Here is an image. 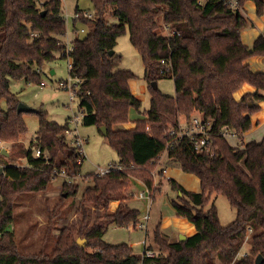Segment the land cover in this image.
Here are the masks:
<instances>
[{"label":"trees","instance_id":"1","mask_svg":"<svg viewBox=\"0 0 264 264\" xmlns=\"http://www.w3.org/2000/svg\"><path fill=\"white\" fill-rule=\"evenodd\" d=\"M63 1L0 0V100L8 101L7 110L0 104V142L21 143L28 131L9 79L25 77L41 83L45 63L64 56ZM91 1L94 17L82 20L86 34L72 42L70 74L82 80L78 99L83 124L107 127L106 137L119 155L113 165L121 168L105 175H83L77 150L64 136L68 123L49 120L43 109L29 110L39 117L35 142L43 156L34 157L32 146L27 150L19 144L18 152L28 159L19 166L0 153V264H255L257 256L264 258V137L233 145L222 131L233 130L243 137L253 128L252 115L264 102V71L249 63L252 56H264V34L251 45L242 37L252 23L242 10L253 2L261 17L264 0H239L238 9L222 0ZM108 15L116 22L110 23ZM165 25L176 33H163ZM127 28L143 58L151 102L145 120L117 128L129 124L130 109L142 104L131 88L136 74L120 67L122 55L111 53ZM162 78L174 79L175 95L153 85ZM245 84L253 90L237 98ZM196 115L211 122L213 155L198 153L190 137L170 133ZM165 151L184 171L199 177L198 192L169 180L181 192L178 200H172L177 215L192 222L196 232L172 242L160 223L154 225L144 242V250L153 255L137 254L126 243L105 242L109 224L139 222V210L128 203L133 177L154 190L155 198L160 188L154 189L152 171ZM61 170L71 178L63 183L66 196L77 195L81 181L90 182L82 192L81 217L60 228L51 251L23 253L8 228L17 197L26 191H45ZM214 195H225L236 209L230 224L220 222L215 203L205 209ZM115 202L119 204L113 209ZM79 237L87 239L85 246L78 244ZM247 241L249 249L240 255Z\"/></svg>","mask_w":264,"mask_h":264},{"label":"rangeland","instance_id":"2","mask_svg":"<svg viewBox=\"0 0 264 264\" xmlns=\"http://www.w3.org/2000/svg\"><path fill=\"white\" fill-rule=\"evenodd\" d=\"M63 6L67 24V35L64 40H66L65 43L68 42L69 45H72L75 37H83L86 34V31L82 32V29L86 28L84 23L74 19L77 6L82 10L92 12L93 3L91 0H64ZM242 12L244 15H247L248 12V15L251 14L254 18L256 16L251 9L250 12L246 9H243ZM263 17H259V19L261 18L260 20L264 22ZM107 18L110 23L116 22V19L112 15H108ZM163 30L162 32L165 33V30ZM257 31V24L252 25L251 23L245 29L243 38L248 42L250 41V37ZM114 52L122 55L120 67L131 69L136 74L137 77L134 81L137 82L138 93L140 94L141 92L139 88L141 84H145L146 87L144 94L142 93L144 96L141 107L139 109L135 107L130 109V122L123 126L125 128L133 126L136 121L146 119V110L149 109L151 102L150 91L144 79L145 67L143 58L131 41L129 28L118 37ZM69 66V56L65 55L61 57V55H57L54 61L45 63L43 67L41 80L47 83L46 86H41L38 82L27 81L25 77H13L9 79L10 91L17 95L20 104L27 106L29 109H43L47 112L49 120L60 124L68 123L73 114H80L82 110L79 106V99L76 98L74 101H71L69 92L58 86V82L67 80L70 77ZM157 85L162 92L168 95H175L176 93L173 78H162L157 82ZM251 88L249 84H245L237 91V98H240L244 92ZM0 104L3 109H8L7 98H1ZM261 105L262 107L258 111V114L264 117V102ZM258 114L252 115L254 126L249 131L251 136L246 141L254 139L261 140L264 136V127H262L264 120L261 121L260 127L256 125V117H258ZM24 119L28 131L22 136L21 143L0 142V148H6L9 152L8 155L5 154L8 156V159L19 166L26 165L25 156L18 152L19 144L28 147L32 144V141L36 143L35 138L39 129V117L36 113L24 111ZM79 133L86 139V159L82 164L83 175L95 173L98 168H109L111 165L119 162L118 152L109 143L108 138L97 125H84L83 122H80ZM230 142L233 145L240 143L239 139L233 138L230 139ZM34 147L35 145L33 149ZM160 159L157 169L152 171L155 178L154 189L160 188L155 198H153L154 190L151 191L153 195L151 201L147 198L140 197L142 191L149 193V188L141 180L133 177L131 186L133 195L128 200V203L131 207L139 210V222L136 226L134 224L128 226L109 224L103 236L105 242L109 244L126 243L132 247L135 253L143 254V241L146 238L147 230L152 229L156 223H160L161 228L165 232L173 231L179 234L187 233L190 227L195 228L193 223L185 217L174 215L175 213L172 214L174 210L172 200H178L179 191L171 187L169 180L170 178L175 179L185 186L187 190L198 192L201 190L199 177L194 173L184 171L176 160L169 157L167 151L161 155ZM161 168L165 170L164 174L160 173ZM2 170L3 166H0V172ZM154 172H156V175H154ZM65 179L67 178L57 175V177L52 179L45 191H26L18 195L14 207V220L8 228L14 232L18 248L21 252L35 253L42 250L51 251L56 244L60 228L72 222L79 221L81 217L80 203L82 192L90 182L87 180L81 181L80 192L75 196H66L62 193ZM159 179L163 180V185ZM213 203L217 207L220 222L223 225H228L234 221L237 215L236 209L231 206L225 195H214L213 200H210L206 204L205 209H209ZM147 215L150 218L145 229L140 226V223L145 220L144 218ZM249 246L250 242L247 241L241 249L240 255L246 253Z\"/></svg>","mask_w":264,"mask_h":264},{"label":"built area","instance_id":"3","mask_svg":"<svg viewBox=\"0 0 264 264\" xmlns=\"http://www.w3.org/2000/svg\"><path fill=\"white\" fill-rule=\"evenodd\" d=\"M227 6L238 9L241 8L239 0H222ZM94 17L93 11H87V10H77L74 16L75 20L82 21L83 19H92ZM64 19L66 20V17L64 15ZM165 34L167 35H174L176 32L171 31L170 28L165 25L164 27ZM86 31V28L82 29V32ZM66 40H64V49L61 52L62 55H66L70 57V63H71V51L73 50V43L72 45H69V43H65ZM70 67V66H69ZM82 80L78 77H74L70 74V77L67 80H61L58 82V86L61 89H65L69 92V97L71 101H74L76 98H78V93L80 92ZM41 86H46L47 83L42 80L40 83ZM82 109V108H81ZM84 117V110L82 109L80 111V114H73L70 117V120L68 122V126L64 130V136L66 137L68 143H70L72 146H74L77 150L78 154V160L77 162L79 164L83 163L86 159V151H85V144L86 139H84L80 133H79V124L83 121ZM211 122L209 120L203 119L201 116L196 115L192 118L191 122L184 123L180 125L179 130L176 131L174 129L170 130L171 134H177L179 137H190L193 140L194 143V149L198 153H204V152H210L211 155H213V141L210 138L209 129H210ZM222 134L224 137L228 139H239L240 142L243 141V137H241L237 132L233 130H223ZM33 156L34 157H40L43 156L42 149L39 145H35L33 149ZM46 160L48 159V156H45ZM121 168L120 166H114L111 165L109 168H98L95 173L98 175H105L109 173L113 168ZM58 175L66 177L67 180L71 181L70 175L66 173L65 170H61ZM154 175H156V172H154ZM149 193H146L142 191L140 193V197L147 198L150 201L152 200V192L148 189ZM145 220L140 223V226L142 228H147V222L149 220V215L145 216ZM145 242V240H144ZM147 255H153L151 251H145L143 252ZM246 253L242 254L245 255Z\"/></svg>","mask_w":264,"mask_h":264},{"label":"crops","instance_id":"4","mask_svg":"<svg viewBox=\"0 0 264 264\" xmlns=\"http://www.w3.org/2000/svg\"><path fill=\"white\" fill-rule=\"evenodd\" d=\"M245 9L248 11L249 10V12H250V9L251 10H253L254 11V13H255V5L253 4V2H248L247 3V5H246V7H245ZM255 15H256V13H255ZM251 21H252V25H256L257 24V26H258V31L254 34V35H252L251 37H250V41H246L244 38H243V40H244V42L246 43V44H248V45H251L253 42H254V40L259 36V35H261V34H264V22L263 21H261L260 19L264 16H261V18L259 19V17L256 15L255 16V18L253 17V16H251V14H249L248 15V12H247V15H246ZM258 17V18H257ZM264 18V17H263ZM246 29V28H245ZM245 29L243 30V32H242V37H244V32H245ZM249 63L251 64V66H252V68L254 69V70H258V71H264V56H252L250 59H249ZM258 64V65H257ZM52 73H54V71H52ZM131 88H132V91H133V93L136 95V97L137 98H139L141 101H142V98H143V96L144 95H142V93L144 94V92H145V90H146V87H145V84H141L140 85V94L138 93V85H137V82L136 81H131ZM251 90H253V88H251L250 90H247V91H251ZM262 104V103H261ZM261 107H262V105H261ZM255 114H258V112L257 113H255ZM260 114H258V117H256V125L258 126L259 125V127L261 126L260 124H261V121L262 120H264V117H261V116H259ZM253 119V118H252ZM123 126H117V128H122ZM131 127V126H130ZM262 127H264V123H263V126ZM248 133V134H247ZM247 133H245V137H244V135H243V140L245 141V142H247L246 140H248V138L251 136L250 134H249V132H247ZM264 137V136H263ZM263 137H262V139H263ZM261 139V140H262ZM254 140H258V139H254ZM250 141V140H249ZM258 141H260V140H258ZM34 145H36V143H34V144H31L30 146H32V148H33V146ZM30 146H24V148L25 149H27L28 150V148L30 147ZM25 159H26V164H27V161H28V159H27V156L25 157ZM161 160V159H160ZM160 171H162V174H164L165 173V170L164 169H162L161 168V170ZM161 174V175H162ZM159 181H161V183H162V185H163V180L162 179H159ZM161 185V186H162ZM185 187V186H184ZM181 194V192H179V195ZM118 202H115V203H113V205H112V208L113 209H116L117 207H118ZM175 213V214H174ZM172 214H174V215H177V213H176V210H175V208H174V210H173V212H172ZM150 218V217H149ZM157 224V223H156ZM155 224V225H156ZM154 226V225H153ZM195 229V228H194ZM193 229V227H190L189 229H188V232L187 233H175V232H173V231H171V232H168V231H166L165 232V230L164 229H162L161 228V231H162V233H163V235L164 236H166L170 241H172V242H176V241H178L179 240V236L181 235V234H184V235H186V236H190V235H192V234H194L195 232H196V229L194 230ZM143 243H144V241H143ZM145 248V247H144Z\"/></svg>","mask_w":264,"mask_h":264},{"label":"water","instance_id":"5","mask_svg":"<svg viewBox=\"0 0 264 264\" xmlns=\"http://www.w3.org/2000/svg\"><path fill=\"white\" fill-rule=\"evenodd\" d=\"M253 49H254V48L251 47V48L249 49V51H253ZM111 53H114V51H112ZM153 85H154L155 87L158 86V85H157V82H154ZM29 110H31V109H29L27 106H25V105L19 103V105H18V111H20V112L23 111V112H24V111H29ZM101 130H102V132H103L105 135L107 134V127H106V126H102V127H101ZM0 153L7 154V155L9 154V152L7 151L6 148H0ZM186 238H187V236L184 235V234H181V235L179 236V240H185ZM77 242H78L79 245H81V246H85V245L87 244V239H85V238H78V239H77ZM263 262H264V258H263L262 255H259V256L256 257V259H255V264H263Z\"/></svg>","mask_w":264,"mask_h":264}]
</instances>
